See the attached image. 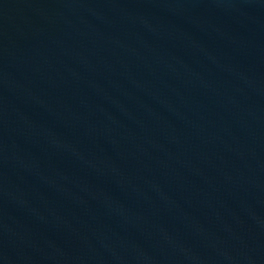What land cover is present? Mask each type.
<instances>
[{
  "label": "water",
  "instance_id": "obj_1",
  "mask_svg": "<svg viewBox=\"0 0 264 264\" xmlns=\"http://www.w3.org/2000/svg\"><path fill=\"white\" fill-rule=\"evenodd\" d=\"M0 264H264V0H0Z\"/></svg>",
  "mask_w": 264,
  "mask_h": 264
}]
</instances>
